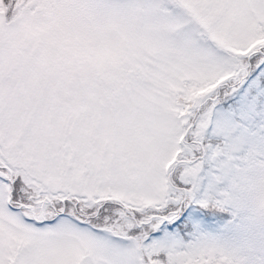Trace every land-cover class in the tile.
<instances>
[{
	"label": "snow or ice",
	"instance_id": "1",
	"mask_svg": "<svg viewBox=\"0 0 264 264\" xmlns=\"http://www.w3.org/2000/svg\"><path fill=\"white\" fill-rule=\"evenodd\" d=\"M0 264H264V0H0Z\"/></svg>",
	"mask_w": 264,
	"mask_h": 264
}]
</instances>
